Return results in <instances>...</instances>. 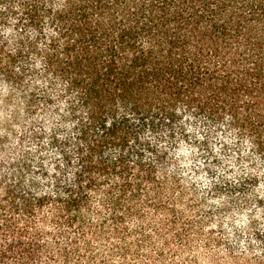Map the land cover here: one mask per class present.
I'll return each mask as SVG.
<instances>
[{
	"label": "trees",
	"instance_id": "1",
	"mask_svg": "<svg viewBox=\"0 0 264 264\" xmlns=\"http://www.w3.org/2000/svg\"><path fill=\"white\" fill-rule=\"evenodd\" d=\"M0 114V264H264V0H0Z\"/></svg>",
	"mask_w": 264,
	"mask_h": 264
},
{
	"label": "rangeland",
	"instance_id": "2",
	"mask_svg": "<svg viewBox=\"0 0 264 264\" xmlns=\"http://www.w3.org/2000/svg\"><path fill=\"white\" fill-rule=\"evenodd\" d=\"M0 119H1V114H0ZM202 218L204 221L201 226H202V233L203 234H198V233H193L190 237V242L192 247L188 251V254H195V256H199V264H213L211 261L218 260L220 264H232L229 256L227 255L226 248H216L215 246H206L204 245L206 236L211 234V236L217 240L222 239V236H224V233L221 232V229L219 226L213 222L210 221L202 215H198ZM208 237V236H207ZM222 241V240H221ZM176 248V247H175ZM239 256L241 258L249 259V260H254L256 256L259 254L254 250V251H245L244 246L239 247ZM167 260L170 262L173 261H180L182 260V252L179 251L178 248H176L172 253L167 254ZM115 263V260L113 261ZM185 264H191L188 261L185 262Z\"/></svg>",
	"mask_w": 264,
	"mask_h": 264
}]
</instances>
